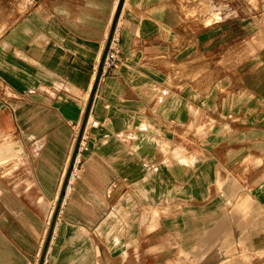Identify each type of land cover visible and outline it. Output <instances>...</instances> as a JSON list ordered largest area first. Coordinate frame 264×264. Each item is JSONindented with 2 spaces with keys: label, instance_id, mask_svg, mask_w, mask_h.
Wrapping results in <instances>:
<instances>
[{
  "label": "crops",
  "instance_id": "crops-1",
  "mask_svg": "<svg viewBox=\"0 0 264 264\" xmlns=\"http://www.w3.org/2000/svg\"><path fill=\"white\" fill-rule=\"evenodd\" d=\"M213 1L0 0V264H264V5Z\"/></svg>",
  "mask_w": 264,
  "mask_h": 264
},
{
  "label": "built area",
  "instance_id": "built-area-1",
  "mask_svg": "<svg viewBox=\"0 0 264 264\" xmlns=\"http://www.w3.org/2000/svg\"><path fill=\"white\" fill-rule=\"evenodd\" d=\"M105 49L106 51L104 50L105 54H104L103 61H102L103 69L113 66L116 63V59H117L116 58V47H115V42L113 38L109 41ZM91 126H96V124L92 123ZM84 133L85 131L82 130L81 132H77L75 134V137H74L75 149H74V152L71 157L70 164H69V166L71 165V168L68 174L66 185L63 190V196H62L60 204H64L65 199L69 192L70 184L75 178H77L78 167L81 162L82 154L85 151H87L86 137Z\"/></svg>",
  "mask_w": 264,
  "mask_h": 264
},
{
  "label": "rangeland",
  "instance_id": "rangeland-1",
  "mask_svg": "<svg viewBox=\"0 0 264 264\" xmlns=\"http://www.w3.org/2000/svg\"><path fill=\"white\" fill-rule=\"evenodd\" d=\"M252 1V2H251ZM248 2V6L253 5L256 6V0H221L220 3H217V1H213V5L216 6V8H214V10H218L220 12H222V17H224L223 19H229V18H233L234 16H236V14L240 13V9L245 8L246 7V3ZM250 2V3H249ZM195 4V3H194ZM261 5H264V0H259V10H261ZM184 12V11H183ZM189 14V13H188ZM191 15H195V17H199L198 21L199 22H203L204 19H206L208 17V14H204L202 12H195ZM201 18V21L199 20ZM215 20H219L220 16L219 15H214ZM9 139H11V137H8ZM27 166V158L26 156L20 157L18 160L12 161L7 163L6 165L0 167V170L3 171V174H10L12 170L16 169V168H22V167H26Z\"/></svg>",
  "mask_w": 264,
  "mask_h": 264
},
{
  "label": "water",
  "instance_id": "water-1",
  "mask_svg": "<svg viewBox=\"0 0 264 264\" xmlns=\"http://www.w3.org/2000/svg\"><path fill=\"white\" fill-rule=\"evenodd\" d=\"M105 51H106V49H105ZM105 51H104V54H105ZM104 54H103V56H102L101 64H102V61H103ZM70 168H71V165L69 166L68 174H69ZM67 179H68V175H67V177H66V182H67ZM65 185H66V183H65ZM65 185H64V187H65ZM64 187H63L62 192H61V196H60V201H59V203L61 202V199H62V196H63V190H64Z\"/></svg>",
  "mask_w": 264,
  "mask_h": 264
},
{
  "label": "bare ground",
  "instance_id": "bare-ground-1",
  "mask_svg": "<svg viewBox=\"0 0 264 264\" xmlns=\"http://www.w3.org/2000/svg\"><path fill=\"white\" fill-rule=\"evenodd\" d=\"M93 123H95V124H97L96 122H93ZM53 212V211H52ZM51 215H52V213H51ZM51 217V216H50Z\"/></svg>",
  "mask_w": 264,
  "mask_h": 264
}]
</instances>
